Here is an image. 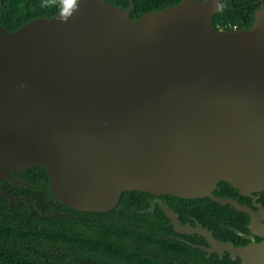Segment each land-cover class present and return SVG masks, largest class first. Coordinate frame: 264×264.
<instances>
[{"label": "water", "instance_id": "obj_1", "mask_svg": "<svg viewBox=\"0 0 264 264\" xmlns=\"http://www.w3.org/2000/svg\"><path fill=\"white\" fill-rule=\"evenodd\" d=\"M128 2L75 0L13 32L0 25V183L27 186L11 173L38 166L58 202L95 213L125 191H263L264 5L249 28L224 31L221 0L136 20ZM1 197L8 213L26 201ZM251 264H264V240Z\"/></svg>", "mask_w": 264, "mask_h": 264}, {"label": "flooded vegetation", "instance_id": "obj_2", "mask_svg": "<svg viewBox=\"0 0 264 264\" xmlns=\"http://www.w3.org/2000/svg\"><path fill=\"white\" fill-rule=\"evenodd\" d=\"M11 176L15 182L27 184L0 183V192L26 200L14 201L13 212L57 218L66 215L64 208L68 207L49 193L45 170L31 167L25 172L13 171ZM125 192L135 193L130 195L133 204L125 208L117 203L110 210L113 222H119L120 210H128L134 217L130 225L149 236L145 253L150 264H251L264 240V190L240 192L219 182L199 199ZM8 202L6 197L0 198L2 217L8 213ZM140 215L146 218L138 219Z\"/></svg>", "mask_w": 264, "mask_h": 264}, {"label": "trees", "instance_id": "obj_3", "mask_svg": "<svg viewBox=\"0 0 264 264\" xmlns=\"http://www.w3.org/2000/svg\"><path fill=\"white\" fill-rule=\"evenodd\" d=\"M74 1L0 0V25L13 32L33 19L57 15ZM106 1L119 8L129 7L128 0ZM180 1L132 0L130 18L136 20L145 13ZM221 2L222 8L214 15L213 25L224 31H233V27L249 28L255 12L264 5V0ZM132 194L135 193L122 192L118 205L125 208L132 205ZM64 209L67 213L60 218L30 216L27 212L12 210L2 217L0 211V264H150L145 253L149 236L130 225L134 217L128 210H120L117 223L113 222V211L85 214L69 207ZM145 218L140 215L138 219Z\"/></svg>", "mask_w": 264, "mask_h": 264}, {"label": "built area", "instance_id": "obj_4", "mask_svg": "<svg viewBox=\"0 0 264 264\" xmlns=\"http://www.w3.org/2000/svg\"><path fill=\"white\" fill-rule=\"evenodd\" d=\"M236 28L235 27H233V30H235Z\"/></svg>", "mask_w": 264, "mask_h": 264}]
</instances>
